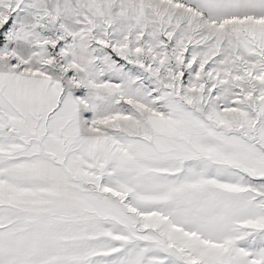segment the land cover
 Listing matches in <instances>:
<instances>
[{
  "label": "snow or ice",
  "instance_id": "1",
  "mask_svg": "<svg viewBox=\"0 0 264 264\" xmlns=\"http://www.w3.org/2000/svg\"><path fill=\"white\" fill-rule=\"evenodd\" d=\"M0 264H264V0H0Z\"/></svg>",
  "mask_w": 264,
  "mask_h": 264
}]
</instances>
